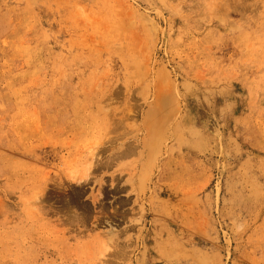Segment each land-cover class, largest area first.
I'll return each mask as SVG.
<instances>
[{"label":"rangeland","instance_id":"374dc122","mask_svg":"<svg viewBox=\"0 0 264 264\" xmlns=\"http://www.w3.org/2000/svg\"><path fill=\"white\" fill-rule=\"evenodd\" d=\"M0 264H264V0H0Z\"/></svg>","mask_w":264,"mask_h":264},{"label":"bare ground","instance_id":"6f19581e","mask_svg":"<svg viewBox=\"0 0 264 264\" xmlns=\"http://www.w3.org/2000/svg\"><path fill=\"white\" fill-rule=\"evenodd\" d=\"M164 102H165V101H164ZM157 105H158V104H157ZM178 109H179V108H178ZM158 111H159V110H158ZM156 116H157V115H156ZM156 120H157V119H156ZM149 123H150V122H149ZM148 127H149V126H148ZM162 128H163V127H162ZM149 131H150V130H149ZM158 132H159V131H158ZM148 133H149V132H148ZM156 133H157V132H156ZM159 134H160V133H159ZM159 134H157V137H158ZM162 134H163V133H162ZM155 136H156V135H155ZM156 141H157V140H156ZM158 141H159V140H158ZM158 141H157V142H158ZM163 141H164V140H163ZM151 143H152V142H151ZM153 147H154V145H153ZM153 149H154V148H153ZM153 151H154V150H153ZM153 151H152V152H153ZM157 151H158V150H157ZM157 151H155V152H157Z\"/></svg>","mask_w":264,"mask_h":264}]
</instances>
